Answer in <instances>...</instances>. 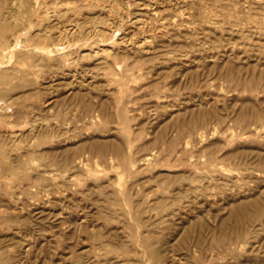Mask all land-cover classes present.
Returning <instances> with one entry per match:
<instances>
[{"label":"rangeland","instance_id":"374dc122","mask_svg":"<svg viewBox=\"0 0 264 264\" xmlns=\"http://www.w3.org/2000/svg\"><path fill=\"white\" fill-rule=\"evenodd\" d=\"M82 1L63 0V3L72 2V4L80 6ZM92 1L100 8L87 11L86 13L89 17L84 18L81 16L80 22L83 23L84 21L82 20H88L83 24L98 23V21L104 19L106 16L103 13L102 15L99 14L101 13L99 9L103 5L105 6L110 3L113 7L112 14L115 16H125V23L122 25L123 30L129 33L134 29V34L132 33L131 35L129 33L131 35L130 40L139 39L140 42H147L149 40L153 46L160 47L157 54L155 57H151V54H139V57L132 53L121 55L119 56L120 58L118 57V60L122 61L121 65L119 68H114L115 70L109 67V63H106L105 58L103 59L106 53L96 55L94 52H89L86 49L82 52L81 57L79 56L76 61L69 64L53 60L52 62L43 61L42 63V61H35L23 55L11 57L12 55H10L9 51L13 46L11 41L14 40V35L12 34H15L17 31L21 33L25 31L22 26L26 19L23 20L22 17V20L16 23L14 21L15 17L11 16L10 6H3L0 3V14L2 13L0 15V41H2L0 44L5 43L0 47V67H5L4 62L13 58L14 65H18V67L16 66V70L11 71L13 73L12 75L9 74V77L4 81L5 83L2 82L0 84V87L6 91L2 100L0 99V103H3L1 106L4 108V110L2 109L4 112H0V125L4 123L5 129L14 131L21 129L24 134H27V136L21 135L20 141L17 140L16 144H14L15 146L11 147L10 145L8 147L9 155L11 154L13 157V154L16 152L14 155L18 154L16 156H19L20 160L25 157L24 161H26L29 160V157L25 154L34 148V150L38 151L43 150L40 153L43 157L39 156L40 160L38 162H44L45 156L50 158L53 153L60 154L63 150L71 156L81 153L83 155L90 154L94 156L96 154L91 151V142L93 140H99L110 145V143H124L130 138L136 144L131 149L137 153L133 152L128 144L125 145V150L126 152L131 150V153H135L132 155L130 153L132 159L139 158L142 154L156 150L161 152L163 159L160 163L146 168L142 173L134 176V179L131 178L129 180L132 171L135 172L137 167H131V171L129 172L126 167L110 166L108 162L103 161L96 155L90 162V167L74 172L73 177H67L68 180L67 178H58L56 181H45L43 183L45 185L44 190L41 192H39V186L32 189V187H28L26 181L24 183H21L22 180L14 182L8 175L3 176L0 180V183L4 182H2V186L0 185V215L4 218L10 214L15 215V217L14 221L11 222L13 225L10 223V227L0 228V259L4 260V257L7 255L16 259L21 244L19 241L24 239V241H31V246L34 249H32L30 257L22 260V263L19 264H76L78 262L79 264H110V262L111 264H155V261L158 264H166V262L168 264H179L174 260V253L177 256L188 255L189 264H202V261H204L203 264H244L249 262L248 260L250 259L254 261L253 258L255 261L262 262L264 260V247H262L264 244L262 240L264 230L261 231L260 227L263 226L264 219L263 221H259L260 223H257L259 225H257V228L256 226H248L250 227V233L247 231L242 236L244 240L250 238V243L245 245L246 248L241 249L240 243L236 241L232 249H225L228 252L222 251L223 255L218 248L211 247L213 246V237L211 236L212 233L209 227L212 228L213 226V228L216 227L217 229L219 226L217 230H221V234H225L224 236L227 237L229 236L228 233L231 235L236 230V232L242 230L247 226L236 222L237 220L226 224L223 229L218 225V222L221 224L222 218L229 216L230 210L234 205L240 202H250L254 198L264 195V167H255L254 165V167H247L239 163V159L236 157L219 159V156L221 157L224 153L233 152L240 148L246 150L248 153L253 148H264V145H260L258 142L262 140L261 137L258 138L256 135L249 134L240 135L241 125L236 119L238 109L244 107L246 112H250L255 104L262 108V115L264 116V83L262 82L258 87L252 89L249 86L238 85L236 82L231 81L232 76L235 75L237 77L244 75L243 78L248 80L253 78L256 72L258 74L264 73V0H174L171 4L169 0ZM50 4L54 5V1L51 0ZM94 15L98 16L94 17ZM107 17H105V20ZM139 18L143 20L144 25L142 24L139 28H135L132 21ZM157 19H161V21L163 19V22L167 23V25H171L172 23L174 25L160 27V22ZM46 23L49 26H58L55 22L47 21ZM175 23H178L177 27ZM177 28L180 30H177ZM162 31H166L163 36L164 38L158 37L159 39L155 38L154 41V35ZM6 44L10 47L7 48ZM96 44L99 45V48H103L102 45L100 46L101 43ZM149 44L147 42V45ZM108 60L112 61V57ZM211 60L215 61L214 66H211L213 65V63L211 64ZM174 65L175 68H173ZM238 70L241 71V76ZM127 71L128 77L132 78L129 83L125 82ZM80 82H84V84L88 82V85L86 84V88L79 86ZM129 84L130 86H128ZM72 85L74 89H69ZM79 87H82V90ZM39 91H43L41 96L38 94ZM57 94L59 95L58 98ZM49 97L52 100L55 98L56 101L48 107L45 106L43 101ZM201 101L203 102L202 104ZM88 103L93 106L104 104L105 113L100 114L97 118H91L88 115V111L90 110ZM212 108H216L215 110L225 118H222V121L212 118L205 126L201 125L198 120L193 124L196 137L198 133L203 131L202 128L206 127L207 130H210L217 124L218 130L221 131L220 134L205 139V145L203 141L199 142L200 139L198 137L193 138L195 143L192 141V144L189 146L190 148H183V150L182 147H184V139L186 137H182L172 152L168 149L165 141L159 142L156 145L152 144V140L163 133V131L166 132V139L175 136L178 132L177 125L179 123L185 128V121L188 120L192 111L199 113L200 109L211 110ZM61 112H63L67 119V123L63 125L61 131L62 143L58 141H54V143L45 141V144L42 146L34 147V138H32L30 130L34 124L33 119L53 121V118ZM173 112L174 116H171ZM228 120L229 122H227ZM26 140L29 141L26 142ZM29 142H32L30 146H28ZM215 142H220L218 144H222L223 146L213 145L212 143ZM178 145L181 146L179 147ZM201 147L205 148L201 149ZM57 148L59 151L56 150ZM138 149L140 153H138ZM211 152L216 153L217 161H224L225 163L223 162L222 165L224 164L229 167L219 166L216 171L215 165L219 161L217 162L214 159L215 155H210ZM167 153L170 155L168 156ZM203 155L207 156L204 157ZM208 155L210 159H208ZM249 158H251V153ZM211 159H214V161ZM208 162L215 164L211 165ZM87 170H90L93 176H88ZM219 170H222L224 174H221ZM6 180L9 181L6 183ZM60 180L61 183L63 182L71 186L72 189L68 190L70 192H64L63 190L65 194L63 192L48 194L47 190H53ZM71 181L76 184L71 185ZM133 181H138L139 183L137 186L133 185L131 195L127 199L114 194V191L119 187L126 189L127 184H132ZM16 184L19 188L15 186ZM186 186L191 188L189 192L180 190V188ZM259 186H262L260 192H258ZM164 188L179 191L173 199L165 201L166 207L163 210L161 208L162 203L159 202L158 197L163 194L166 195L165 192L162 193ZM198 188H203L204 191H200ZM113 196L115 197L113 198ZM177 197L178 200L180 198L179 202ZM37 202L38 204L47 202V205L45 203L46 210L42 216L38 214ZM103 203L107 206V211L114 217L111 224H108L106 219L103 218L104 212L97 209ZM77 204L80 206H77ZM138 205L141 208L147 206L158 208L153 209L152 212L150 211L151 213L143 214L145 219L151 217L145 223V219H141L135 209V206ZM108 207L111 210H108ZM77 208L79 210L83 209L85 214L87 213V222L85 221L84 225L80 226L79 229H76V224L79 223L76 216ZM171 209L174 211H171ZM162 215L165 218L163 222L160 219ZM156 219L159 221H156ZM65 220L69 221L66 222ZM200 220L204 224V221L207 223L202 225ZM135 223H141L142 229L137 231ZM92 224L94 228H92ZM145 224L156 226L153 228L145 226ZM240 225L243 227H239ZM189 228L194 229L193 235L191 234L190 236L191 238L198 236L199 233L206 234L204 235L205 247L201 253H197L196 255L192 248L193 241L184 238L187 235L186 232L190 230ZM258 228H260L259 232H256ZM208 229L210 233H208ZM252 233L254 234L252 235ZM40 234H45L47 236L46 240H43L44 238ZM116 234L117 237L114 236ZM148 235L152 238L151 244L153 245L146 246L144 238ZM115 237L118 240L115 241ZM121 241H123V244ZM168 241H171L170 243L175 247L176 244L182 242V246L184 247H180V244L178 250L176 248V250L170 252L171 244ZM115 244H117V247L114 246ZM165 244L169 247H166ZM252 244L255 245L252 247L250 246ZM154 245H157L156 247H159V249L161 248L160 254L155 255L156 257L151 253ZM146 247L151 250L147 251ZM186 249L190 250L187 251ZM125 250L130 251L126 252ZM205 252L207 255H204ZM225 252L228 255H225ZM234 252L237 253V257ZM95 253L96 255H94ZM255 255H257L258 259ZM152 256L154 257L152 258ZM208 257L209 260L207 259ZM234 257L236 258L234 259ZM247 257L250 259H247ZM0 264L8 263L1 262Z\"/></svg>","mask_w":264,"mask_h":264},{"label":"bare ground","instance_id":"6f19581e","mask_svg":"<svg viewBox=\"0 0 264 264\" xmlns=\"http://www.w3.org/2000/svg\"><path fill=\"white\" fill-rule=\"evenodd\" d=\"M54 1V5H51L50 2L51 0H0L1 5H9L10 9H11V16H14L15 19L14 21L16 23H19L20 20H22L21 18L23 17V20H25L23 22V26L25 30L24 32H16L14 35V40L11 41L13 44L12 48H10V55H12L11 57H14L17 55H23V56H27L32 58L35 61H49L52 62L53 61H58V62H65V63H70L73 61H76L77 58L82 55V52L86 49L89 50V52H94L96 55L98 54H104L103 59L105 58V60L107 61L106 63H109V67L112 69H116L119 68L121 65L120 60H118L121 55H128L129 53H132L133 55H138L139 54H147L150 55L151 57H155V55L158 52V46H153L152 43L148 40L147 42H149L150 44L147 45V42H143L139 39L137 40H130L131 39V35L132 33L134 34V29L132 31H130L129 33H131V35H129L128 32H125L122 28V25H124L125 23V16H115L114 14H112L113 12V7L111 6V4H107V5H103L101 9H99L102 15L106 14L105 17L109 16L104 19L98 21V23H85L86 20H82L84 21L83 23L80 22V18L81 16L84 18H88L89 16L87 15V11H91L94 9H98L100 8L97 4H95L94 1L92 0H83L82 3L79 5L76 4H72L71 3H63V0H52ZM97 1V0H96ZM110 1V0H109ZM126 1V0H125ZM129 0H127L128 2ZM141 1V0H140ZM166 1V0H164ZM170 4L171 2H173L174 0H169ZM168 1V2H169ZM74 2V1H73ZM137 2V1H136ZM79 3V2H78ZM98 3V2H97ZM107 3V2H106ZM143 3V2H142ZM183 3V2H182ZM1 8V7H0ZM2 10V9H1ZM4 10V9H3ZM22 11V12H21ZM96 12V11H95ZM89 13V12H88ZM93 13V12H92ZM2 14V13H1ZM0 14V15H1ZM95 14V13H94ZM6 15V14H5ZM92 15V14H91ZM155 15V14H154ZM79 16V17H78ZM98 16V15H97ZM94 15V17H97ZM208 16V15H207ZM78 17V18H77ZM103 17V16H102ZM91 18V17H90ZM101 18V17H100ZM183 18V17H182ZM204 18V17H203ZM83 19V18H82ZM208 19V18H207ZM160 22V27H169L171 25H174L173 23L171 25H167V23L163 22L164 20L162 19H157ZM203 20V19H202ZM234 20V19H233ZM47 21H51V22H55L58 26L54 27V26H49L46 25ZM88 21V20H87ZM86 21V22H87ZM93 21V20H92ZM207 21V20H206ZM14 22V23H15ZM203 22V21H202ZM233 22V21H232ZM132 23H134L135 28H139L144 22L143 20L136 19L135 21L133 20ZM235 23V22H234ZM238 23V22H237ZM176 24V23H175ZM178 24V23H177ZM177 24L175 25L177 27ZM144 25V24H143ZM213 25V24H212ZM236 25V24H234ZM54 27V28H53ZM214 27H216L214 25ZM143 28V27H142ZM219 28V27H218ZM21 29V28H19ZM264 29V28H263ZM22 30V29H21ZM131 30V29H130ZM177 30H180L177 28ZM176 30V31H177ZM220 30V29H219ZM20 31V30H19ZM138 32V30H136ZM170 31V30H169ZM215 31V30H213ZM241 32V30H239ZM166 31H162L161 33H158L156 35H154V41L155 38H160L163 37ZM175 32V31H174ZM179 32V31H178ZM230 32V31H229ZM228 32V33H229ZM244 32V31H243ZM226 33V32H224ZM223 34V33H222ZM227 34V33H226ZM235 34V33H234ZM240 34V33H239ZM178 35V34H177ZM176 35V36H177ZM231 35V33H230ZM238 35V33H237ZM244 35V34H242ZM264 35V34H263ZM228 36V35H227ZM153 37V36H152ZM179 37V36H178ZM182 37V35H181ZM158 38V39H159ZM164 38V37H163ZM2 40V39H1ZM143 40V39H142ZM152 40V38H151ZM170 40V38H169ZM167 41V40H166ZM2 42V41H0ZM96 43H101L100 46L102 45V47L99 48V45ZM166 43V42H165ZM5 44V43H4ZM4 44H0V47ZM229 44V43H228ZM7 45V44H6ZM10 45V43H9ZM7 45V48H9L10 46ZM156 45V44H155ZM107 46V47H106ZM165 46V45H163ZM170 46V45H169ZM227 46V45H225ZM6 49V48H5ZM4 49V50H5ZM234 51V50H233ZM88 52V51H87ZM230 52V51H229ZM93 53V54H94ZM235 53V52H234ZM231 54V53H230ZM228 55V54H227ZM85 56V55H83ZM144 56V55H143ZM186 56V55H185ZM229 56V55H228ZM231 56V55H230ZM110 57H112V61L108 60ZM119 57V58H118ZM227 57V56H226ZM137 58V57H136ZM225 58V57H224ZM101 58V60H103ZM140 59V58H139ZM226 59V58H225ZM228 59V58H227ZM24 60V59H23ZM167 60V59H166ZM145 61V59H144ZM152 61V60H151ZM211 64L213 63L214 66V62L213 60H211ZM255 61V60H254ZM225 62V61H224ZM24 63V62H23ZM22 63V64H23ZM193 63V62H191ZM228 63V62H227ZM5 67L1 68L0 67V84H2V82H4L8 77L9 74L12 75L13 72L16 70V68L18 67V65H14V58L7 60L6 62H4ZM62 64V63H61ZM244 64V63H243ZM20 65V64H19ZM177 65V64H176ZM185 65V64H184ZM183 65V67H185ZM187 65V64H186ZM17 66V67H16ZM250 66V65H248ZM262 66V65H261ZM51 67V66H50ZM107 67V66H106ZM188 67V65H187ZM175 68V65L174 67ZM186 68V67H185ZM240 68V67H239ZM79 69V68H78ZM114 69V70H115ZM254 69V68H253ZM32 70V68H31ZM73 70V69H72ZM186 70V69H184ZM230 70V69H229ZM228 70V71H229ZM263 70V69H262ZM44 71V70H43ZM58 71V70H57ZM76 71V70H75ZM88 71V70H87ZM239 71V70H238ZM237 71V73H238ZM77 72V71H76ZM80 72V70H79ZM92 72V71H91ZM50 73V72H49ZM69 73V72H68ZM73 73L75 74V72L73 71ZM187 73V72H186ZM240 76L242 75L241 71H239ZM31 74V73H30ZM89 74V73H88ZM44 76V75H43ZM41 76V77H43ZM73 76V75H72ZM85 76V75H84ZM87 76V75H86ZM244 76V75H243ZM242 77H237L232 76L231 81L232 82H236L238 85L239 84H243L246 86L251 87L252 89H255L256 87L259 86L260 83H264V73H260L258 74L256 72V75L253 76V78L251 79H244ZM52 77V76H50ZM81 77V76H80ZM88 77V76H87ZM44 78V77H43ZM82 78V77H81ZM91 78V76H90ZM27 79V78H26ZM86 79V78H85ZM88 79V78H87ZM131 77H128V71L127 74L125 75V82L129 83V81H131ZM50 80V79H48ZM94 80V79H93ZM203 80V79H202ZM133 81V80H132ZM204 81V80H203ZM202 81V82H203ZM28 82V81H27ZM58 82V81H57ZM78 82V81H77ZM5 83V82H4ZM7 83V82H6ZM49 83V82H48ZM55 83V82H54ZM88 82H86L84 84V82H80L79 86L85 87L88 85ZM12 84V83H11ZM50 84V83H49ZM73 84V83H71ZM76 84V82H75ZM87 84V85H86ZM124 84V83H123ZM201 84V83H200ZM199 84V85H200ZM37 85V84H36ZM45 85V84H44ZM43 85V86H44ZM242 85V86H243ZM10 86V84H9ZM78 86V85H77ZM130 86V84L128 85ZM196 86V85H194ZM74 86L72 85L71 88L69 89H74ZM81 87V88H82ZM202 87V86H201ZM255 87V88H254ZM58 88V86H57ZM60 88V87H59ZM80 88V87H79ZM78 88V90H79ZM80 88V89H81ZM40 89V88H39ZM7 90V89H6ZM17 90V88H16ZM52 90V89H51ZM82 90V89H81ZM86 90V89H85ZM9 91V90H8ZM55 91V90H54ZM89 91V90H88ZM6 93L5 89L0 87V99L2 100V97L4 96V94ZM11 93V92H10ZM46 93V92H45ZM40 96L41 94H43V91H39L38 93ZM66 94V93H65ZM49 95V93H48ZM58 94H57V98H58ZM56 97V96H55ZM60 98V97H59ZM38 99V98H37ZM55 98L54 100H52V98H48L45 99L43 101V103L45 104V106H51L54 102H55ZM58 102V99H57ZM203 102L201 101V104ZM3 103H0V112H2L4 110V108L1 106ZM8 105V103H7ZM90 110L89 112V116L91 118H97L100 114L105 113V106L104 104L98 105V106H93L91 104H89ZM54 106V105H53ZM3 109V110H2ZM216 109V108H215ZM215 109H211V110H199V113H195V112H191L190 117L188 118V120H186L185 122V128L183 126H181V124L179 123L177 126V134L169 139H166V132L163 131V133H161L160 135H158L154 140H152V144H159V142L165 141L168 145V149L172 152L173 149H175L177 143H179V141L181 140L182 137H186L185 142H184V147H182L185 149H188V147L192 144L193 138L196 137L195 136V130H194V126L193 124L195 123L196 120H198L201 125H206L210 119L215 118L217 121H222L223 115L221 113H219L217 110ZM46 110V109H45ZM125 110V109H124ZM8 111V110H7ZM134 111V110H133ZM4 112V111H3ZM6 112V111H5ZM7 113V112H6ZM263 114V110L262 108H260L257 104H255L253 106V109L250 112H246V110L244 109V107H242L241 109H238L236 115V119L237 122L241 125V134L240 135H245V134H249V135H256V137L258 138H262V140H259L258 142L264 145V116ZM8 115V114H7ZM10 115V114H9ZM14 115V114H13ZM12 115V116H13ZM171 116H174V112L171 113ZM179 117V116H178ZM201 117V118H200ZM18 118V117H17ZM200 118V119H198ZM225 118V117H224ZM223 118V119H224ZM5 119V118H4ZM39 119V117H38ZM41 119V118H40ZM53 121H43L42 120H34L33 122L34 124L31 126L30 130H31V134H32V138L33 139V146H42L43 144H45V141H48L50 143H54V141H58L61 142V131H62V127L64 124L67 123V119L65 118V115L63 114V112H61L60 114H58L56 117L53 118ZM1 121V120H0ZM3 121V120H2ZM225 121V120H224ZM223 121V122H224ZM231 121V120H230ZM4 122V121H3ZM12 122V121H11ZM229 122V120L227 121ZM222 123V122H221ZM238 124V125H239ZM236 125V124H235ZM237 126V125H236ZM9 127V126H8ZM202 127V126H201ZM240 128V127H239ZM157 129V128H156ZM203 131L201 133H198L197 137L200 139V143L204 140L209 138H212L218 134H220V130H218L217 124L215 126H213V128H211L210 130H207L206 127L202 128ZM237 129V128H236ZM19 129V131H14V130H8L4 128V123H1L0 125V180L3 176L8 175V177L14 181V182H18L21 181V183H24L25 181L28 183V187H32V189H34L36 186H39V192H41L42 190H44L45 185H43V183L45 181L50 182V180L56 181L58 178H67V177H73L74 172L78 171V170H85L86 167H90V162L93 160V158L98 155L103 161L108 162L110 164V166L112 167H126L128 169V171H131V167H137V169H135V172L132 171V175L130 176L129 180L134 179V176H137L139 173H142L143 170H145L148 167H151L153 165H156L158 163H160L163 159V157L161 156V152L159 150L156 151H151L149 153L146 154H142V156H139V158H131L130 157V151L132 150L131 148L136 145L133 141V139L128 138L126 142H120L118 144L115 143H110V145L105 144L104 142H101L99 140H93L91 142V151L94 152L96 155L91 156L89 155H83V153L79 154V155H73L71 156L70 154L66 153V151H62V153L60 154H52V156L46 157L45 156V161L44 162H38V160H40V157H43L40 153L43 152V150H30L28 151L27 155L29 157V160L24 161V158L21 159L23 161H21L19 159V156H16L13 154V157L11 156V154L9 155V146L11 145V147L16 144L15 142H17V140L20 139L21 135H23V130ZM66 133V132H65ZM197 134V133H196ZM237 134V133H236ZM65 135V134H64ZM24 136H27V134H24ZM196 137V138H197ZM24 137L22 136V139ZM195 139V138H194ZM24 140V139H23ZM32 140V139H31ZM20 141V140H19ZM29 140H26V142ZM194 142V141H193ZM21 143V142H20ZM32 143V142H31ZM29 142V145L31 144ZM62 143V142H61ZM195 143V142H194ZM220 142H215L212 143L213 145H220L218 144ZM129 146V148L131 149L129 152H126L125 150V145ZM145 144V143H144ZM54 145V144H53ZM199 145V144H198ZM205 145V143H204ZM15 146V145H14ZM146 146V145H145ZM144 146V147H145ZM179 146V145H178ZM177 146V147H178ZM181 146V145H180ZM179 146V147H180ZM217 146V147H218ZM220 146H223L222 144ZM219 146V147H220ZM26 147V146H25ZM55 147V146H54ZM218 147V148H219ZM263 147V146H262ZM29 148V147H28ZM59 148V147H58ZM58 148L56 150H58ZM190 148V147H189ZM205 148V147H201ZM207 148V147H206ZM45 149V148H44ZM200 149V148H199ZM199 149H197L199 151ZM200 149V151H201ZM220 149V148H219ZM257 149V148H256ZM256 149H252L251 153V158H249L250 153H248L246 150H242L241 148L239 150L233 151V152H226L223 155H221V157L219 156V159L223 160V159H229L230 157H236L239 159V163L247 166V167H264V148L260 149L258 148ZM20 150V149H19ZM27 150V149H26ZM48 150V149H47ZM51 150V149H50ZM135 150V149H134ZM139 150V149H138ZM143 150V149H142ZM141 150V151H142ZM179 150V149H177ZM191 150V149H190ZM195 150V149H192ZM216 150V149H215ZM218 150V149H217ZM45 151V150H44ZM49 151V150H48ZM52 151V150H51ZM59 151V150H58ZM68 151V149H67ZM133 151V150H132ZM168 151V150H167ZM186 151V150H185ZM199 151V152H200ZM135 152V151H133ZM193 152V151H192ZM202 152V151H201ZM13 153V152H12ZM18 153H20L18 151ZM25 153V152H24ZM74 153V152H73ZM137 153V152H135ZM135 153H131L135 154ZM138 153H140V150L138 151ZM196 153V152H195ZM29 154V155H28ZM168 154V153H167ZM178 154V153H177ZM191 154V152H190ZM170 154H168L169 156ZM200 155V154H199ZM210 155H215V160H216V153L214 154V152H211ZM137 156V155H135ZM177 156V155H176ZM191 156V155H190ZM201 156V155H200ZM204 157L207 155H203ZM209 156V155H208ZM13 159H12V158ZM162 157V158H161ZM199 157V156H198ZM21 158V157H20ZM27 158V157H26ZM212 158V157H211ZM28 159V158H27ZM196 159V158H195ZM199 159V158H198ZM210 159V156L209 158ZM214 159L212 161H214ZM186 160V159H185ZM210 160V161H211ZM196 161V160H195ZM203 161V159H202ZM209 161V160H208ZM217 161V160H216ZM215 161V162H216ZM219 161V160H218ZM217 161V162H218ZM200 162V161H199ZM224 161H219L218 164L216 163L215 167H216V171L218 170L217 167H229V166H225L224 164L222 165ZM201 163V162H200ZM225 163V162H224ZM208 164H211L208 162ZM215 164V163H214ZM213 163L211 165H214ZM254 165V166H253ZM205 167V166H204ZM134 170V169H133ZM219 172H221V174H224V172L222 170H219ZM93 173L90 170H87V175L88 176H93ZM229 176V175H228ZM7 177V176H6ZM7 177V178H8ZM168 177V176H166ZM89 178V177H88ZM169 178V177H168ZM170 179V178H169ZM5 180V179H3ZM68 180V178H67ZM72 180V179H71ZM9 181V180H8ZM7 180L5 181L6 183L8 182ZM70 181V180H69ZM3 182V181H2ZM0 183L3 184V183ZM52 183V182H51ZM71 185H74L76 183H74L73 181L70 182ZM138 181H133L132 184H127L126 189H122V187L118 188L116 191H114L115 195L118 196H122L124 199H127L130 195H131V189H133V185H138ZM48 184V183H47ZM23 185V184H22ZM121 186H124L122 184H119ZM2 186V185H1ZM0 186V187H1ZM16 187L19 188V186H17V184L15 185ZM8 187V186H7ZM15 187V188H16ZM34 187V188H33ZM63 187H65L63 189ZM77 187V186H76ZM12 188V186H11ZM54 188V187H52ZM262 186L258 187V192H260ZM7 189V188H6ZM69 189H72L71 186H69V184H64L63 182L61 183V180L56 184V187L52 190L49 189L47 190L48 194L49 193H62L63 190L64 192L68 191ZM78 189V188H77ZM183 191H190L191 188L190 187H183L180 188V190ZM10 190V188H9ZM15 190V189H14ZM198 190L200 191H204L203 188H198ZM37 191V189H36ZM179 191V190H178ZM178 191H176V189H170V188H164V191L162 190V193H166V195H161L158 197L159 202L162 203L161 204V208L164 210V207H166L165 205V201L166 200H171L174 198V196L178 193ZM12 192V191H11ZM63 192V193H64ZM70 191H68L69 193ZM75 193V192H74ZM78 193V191H77ZM257 193V192H256ZM33 194V193H32ZM65 194V193H64ZM84 194V193H83ZM246 194V193H245ZM12 195V194H11ZM70 195V194H69ZM203 195V194H202ZM201 195V196H202ZM40 196V193H39ZM71 196V195H70ZM110 196V195H109ZM108 196V197H109ZM200 196V197H201ZM207 196V195H206ZM29 197V196H28ZM42 197V195H41ZM115 196H113L114 198ZM199 197V198H200ZM18 198V197H17ZM39 199V197H37ZM66 198V197H65ZM111 198V197H110ZM119 198V197H118ZM117 198V199H118ZM15 200V199H14ZM40 200V199H39ZM52 200V199H51ZM178 200V197H177ZM180 200V198H179ZM178 200V202H179ZM197 200V199H196ZM77 201V200H76ZM7 202V201H6ZM14 202V201H13ZM35 202V201H34ZM78 202V201H77ZM175 202V201H174ZM234 202V201H233ZM240 202V201H239ZM45 203L47 205V202L44 203H39L37 209L38 214L40 216H42L46 210V206ZM115 203V202H114ZM125 203V201H124ZM139 203V202H138ZM169 203V202H168ZM190 203V202H189ZM200 203V202H199ZM9 204V203H8ZM22 204V203H21ZM56 204V203H55ZM105 203H103L102 205H99V207L97 209H99L101 212H104V217L106 219V221L108 222V224H111L114 220V217L111 215V213H109V211H107L106 209V205H104ZM131 204V203H130ZM171 204V203H170ZM179 204V203H177ZM192 204V203H191ZM71 205V204H70ZM79 204H77L78 206ZM125 205V204H124ZM172 205V204H171ZM174 205V204H173ZM176 205V204H175ZM181 205V204H180ZM29 206V205H28ZM74 206V205H73ZM80 206V205H79ZM84 206V205H83ZM127 206V205H126ZM21 207V206H20ZM24 207V206H23ZM33 207V206H32ZM72 207V206H71ZM69 207V208H71ZM15 208V207H14ZM68 208V207H67ZM75 208V207H74ZM109 208V207H108ZM158 208V207H157ZM157 208H151V207H144L141 208L139 205L135 206L136 211L138 212V215L141 219H145V217L143 216V214L148 213V212H152L153 209H157ZM180 208V207H179ZM183 208V207H182ZM32 209V208H31ZM81 209V208H80ZM173 209V208H172ZM171 211H174L172 210ZM9 210V209H8ZM13 210V209H12ZM24 210V208H23ZM29 210V209H28ZM108 210H111L110 208ZM161 210V209H160ZM182 210V209H181ZM129 211V209H128ZM167 211V210H166ZM170 211V210H169ZM176 211V210H175ZM183 211V210H182ZM190 211V210H189ZM1 212V210H0ZM16 212V211H15ZM47 212V211H46ZM111 212V211H110ZM150 212V213H151ZM34 213V212H33ZM92 213V212H91ZM174 213V212H173ZM199 213V212H198ZM3 214V213H2ZM15 214V213H14ZM76 216H77V220H79V223L76 224V229H79L80 226L84 225V222L86 221L87 218V213L85 214V211L79 210L78 208L76 209ZM90 214V213H89ZM93 214V213H92ZM114 214V213H113ZM117 215V214H116ZM165 215V214H164ZM164 215L160 216L161 221L163 222L165 220ZM176 215V214H175ZM178 215V213H177ZM73 216V215H72ZM154 216V215H153ZM170 216V215H169ZM14 217L15 215H8L7 217L5 216L2 217L0 215V228H6V227H10V223L12 221H14ZM119 217V215H118ZM195 217V216H194ZM18 218V217H17ZM44 218V217H43ZM42 218V219H43ZM151 217H148L147 219L144 220L145 223H147L149 221ZM170 219V217H168ZM198 218V217H197ZM201 218H203V216H201ZM41 219V218H40ZM46 219V218H45ZM70 219V218H69ZM118 219V218H117ZM116 219V220H117ZM159 219V218H158ZM173 219V218H171ZM191 219V218H190ZM194 219V218H193ZM192 219V220H193ZM196 219V218H195ZM264 219V195H260L256 198H254L253 201L250 202H244V203H239L234 205L229 213V216H227L226 218H222V223L218 225L221 226V229H223V227L232 222L233 220H237L236 222H239L240 224L242 223L243 225L247 226L245 228H243L242 230L236 232L234 231L233 234H229L228 233V237L224 236L223 234H221V230H217L213 228L209 229L211 230L212 233V245L211 247H216L218 248L221 252L222 251H227L225 249H232L233 245L235 244L236 241H238L240 243L241 249L246 248L245 245L250 243V238L247 239H243V235L248 231L250 233V227L252 226H256L257 228V223L259 221H263ZM34 220V219H33ZM38 220V219H37ZM74 220V218H73ZM115 220V221H116ZM123 220V219H122ZM199 220V219H198ZM16 221V220H15ZM66 222L69 220H65ZM93 221V220H92ZM114 221V222H115ZM124 221V220H123ZM122 221V222H123ZM156 221H159L156 219ZM202 222V220H200ZM220 221V220H219ZM78 222V221H77ZM87 222V221H86ZM205 224L207 223L206 221H204ZM234 222V223H236ZM264 222V221H263ZM15 223V222H14ZM70 223V222H69ZM89 223V222H88ZM87 223V225H89ZM156 223V222H155ZM166 223V222H164ZM193 223V222H192ZM260 223V222H259ZM12 224V223H11ZM38 224V223H37ZM40 224V223H39ZM59 224V223H58ZM57 224V225H58ZM75 224V222H74ZM86 224V223H85ZM127 224V223H126ZM202 222V225H205ZM237 224V223H236ZM253 224V225H252ZM13 225V224H12ZM130 225V224H129ZM192 225V224H191ZM208 225V224H207ZM239 225V224H237ZM41 226V225H40ZM92 228H94V225L92 224ZM123 226V225H122ZM128 226V225H127ZM145 226L148 227H155L156 225H151V224H145ZM184 226V225H183ZM195 226V224H194ZM211 226V225H210ZM250 226V227H248ZM259 226V225H258ZM264 226V224H263ZM262 226V227H263ZM48 227V226H47ZM58 227V226H57ZM56 227V228H57ZM131 227V225H130ZM128 227V228H130ZM135 227L138 230L142 229V224L141 223H135ZM147 227V228H148ZM239 227H243V226H239ZM258 228L256 230V232H259V229L262 231L264 230V228ZM126 228V227H125ZM134 228V225H133ZM184 228V227H183ZM195 229V227H193ZM255 228V227H254ZM255 228V229H256ZM84 229V228H83ZM190 229V228H189ZM188 229V230H189ZM193 229V230H194ZM207 229V227H206ZM208 229V230H209ZM236 229V228H234ZM123 230V229H122ZM145 230V229H144ZM193 230L190 229L186 235V237L184 236V238L187 240L191 239L193 241V252L195 253V255L197 253H201V251H203L202 249H204L205 245H204V235H206L205 233H197L198 236H193L192 238L190 237L191 234L193 235ZM201 230V229H200ZM204 230V229H203ZM207 230V232H208ZM210 230L208 233H210ZM19 231V230H18ZM91 231V230H90ZM97 231V230H96ZM133 231V230H132ZM148 231V230H147ZM232 231V230H231ZM10 232V231H9ZM53 232V231H52ZM115 232V231H114ZM112 232V233H114ZM124 232V231H123ZM145 232V231H144ZM48 233V232H46ZM111 233V235H112ZM117 233V232H116ZM126 233V232H125ZM154 233V232H153ZM157 233V232H156ZM224 233V232H223ZM232 233V232H231ZM94 234V233H93ZM155 234V233H154ZM214 234V235H213ZM254 233H252L253 235ZM256 234V233H255ZM258 234V233H257ZM51 235V234H49ZM55 235V233H54ZM140 235V234H138ZM209 235V234H208ZM250 235V234H249ZM248 235V236H249ZM4 236V235H2ZM6 236V235H5ZM9 236V235H8ZM13 236V235H12ZM20 236V235H18ZM39 236V235H38ZM40 236H42L43 240H46V235L43 234ZM113 236V235H112ZM117 237V234L114 235ZM130 236V235H129ZM264 236V235H263ZM49 237V236H48ZM115 237V238H116ZM140 237V236H139ZM254 237V236H253ZM252 237V238H253ZM261 237V236H260ZM2 238V237H1ZM52 238V236H51ZM113 238V237H112ZM121 238V237H119ZM141 238V237H140ZM245 238V237H244ZM256 238V237H255ZM259 238V237H258ZM19 239V238H18ZM27 239V238H26ZM49 239V238H48ZM103 239V238H102ZM151 237L148 235L144 238V242L146 244V246H149L151 244ZM162 239V238H161ZM172 239V238H170ZM177 239V238H176ZM101 240V239H100ZM118 240L117 238L115 239V241ZM155 240V239H153ZM157 240V239H156ZM159 240V239H158ZM185 240V241H186ZM206 240V239H205ZM262 240L264 241V237H262ZM50 241V239H49ZM182 241V240H181ZM261 241V240H260ZM262 241V242H263ZM20 244V249L16 255V259L15 258H11L9 257L10 255H7L6 257H4V260H1V262H7L8 264H19L22 263V260H25L26 258L30 257L29 255L32 252V246H31V241H24V239ZM43 242V241H42ZM46 242V241H45ZM105 242V241H104ZM123 244V241H121ZM156 242V241H155ZM159 242V241H157ZM167 242V241H166ZM171 241H168L169 244ZM173 242V241H172ZM41 243V242H40ZM44 243V242H43ZM53 243V242H52ZM98 243V241H97ZM99 243H101L99 241ZM108 243V242H107ZM110 243V242H109ZM187 243V242H186ZM210 243V242H209ZM264 243V242H263ZM11 244V243H10ZM17 244V243H14ZM13 244V245H14ZM42 244V243H41ZM96 244V243H95ZM161 244V243H160ZM181 244L180 247H184L182 246L183 243L180 242L178 244H176V247L174 245L171 244V248H170V252H173V250H178L179 245ZM191 244V243H190ZM189 244V247H190ZM261 244V242H260ZM9 245V244H8ZM35 245V244H33ZM44 245V244H43ZM104 245V244H103ZM140 245V244H139ZM153 245V244H151ZM211 245V243H210ZM208 245V246H210ZM252 244L250 246L253 247ZM46 246V245H45ZM76 246V245H75ZM97 246V245H96ZM100 246V245H98ZM115 247H117V244L114 245ZM125 246V245H123ZM141 246V245H140ZM155 246V245H154ZM152 248V250L150 248H147L146 250L148 251L149 249L152 251L151 253L155 255H159L160 254V249L159 247L157 248L155 246V248ZM160 246V245H159ZM166 247H169L165 244ZM230 246V247H228ZM237 246V245H236ZM239 246V245H238ZM245 246V247H244ZM10 247V245H9ZM39 247H41V245H39ZM101 247V246H100ZM122 247V246H121ZM126 247V246H125ZM144 247V246H143ZM152 247V246H151ZM164 247V246H163ZM207 247V245H206ZM264 247V244L263 246ZM11 248H13L11 246ZM92 248V246H91ZM103 248V247H102ZM132 248V247H131ZM130 248V249H131ZM142 248V246H141ZM239 248V247H238ZM6 249V248H5ZM126 249V248H125ZM134 249V248H133ZM136 249V248H135ZM181 249V248H179ZM209 249V247H208ZM235 249V248H234ZM233 249V250H234ZM260 249V248H259ZM3 250V249H2ZM110 250V249H109ZM132 250V249H131ZM187 250V249H186ZM190 250V249H189ZM187 250V251H189ZM232 250V251H233ZM249 250V249H248ZM108 251V249H107ZM126 251V250H125ZM130 251V250H128ZM126 251V252H128ZM133 251V250H132ZM138 251V250H137ZM182 251V250H181ZM207 251V250H206ZM247 251V250H246ZM252 252V250H250ZM249 251V252H250ZM258 251V250H257ZM15 252V251H13ZM100 252V251H97ZM111 252V251H110ZM109 252V253H110ZM143 252L145 253V251L143 250ZM191 252V251H190ZM228 252V251H227ZM230 252V251H229ZM242 252V251H240ZM239 252V253H240ZM84 253V252H83ZM102 253V252H101ZM165 253V252H164ZM204 253V252H203ZM202 253V255H203ZM233 253V252H232ZM235 253V252H234ZM259 253V252H258ZM3 254V252H2ZM10 254V253H9ZM16 254V252H15ZM141 254V253H139ZM185 254V253H184ZM223 255V252L221 253ZM225 255L226 252L224 253ZM236 257H237V253H235ZM257 254V253H256ZM6 255V254H5ZM4 255V256H5ZM96 255V253L94 254ZM105 255V253H104ZM114 255V253H113ZM145 255V254H144ZM148 255V254H147ZM163 255V253H162ZM204 255H207L206 252ZM203 255V256H204ZM212 255V254H210ZM209 255V256H210ZM244 255V254H243ZM250 255V254H249ZM248 255V256H249ZM32 256V255H31ZM99 256V255H98ZM117 256V255H116ZM127 256V255H126ZM150 256V255H149ZM152 256V258L154 257ZM171 256V254H170ZM203 256L201 257V260L203 258ZM253 256V255H252ZM257 257V255H255ZM91 257V255H90ZM128 257V256H127ZM130 257V256H129ZM156 257V256H155ZM158 257V256H157ZM162 257V256H161ZM219 257H221L219 255ZM224 257V256H223ZM234 257V259L236 258ZM250 257V256H249ZM89 258V257H87ZM95 258V257H94ZM147 258V257H146ZM159 258V257H158ZM158 258H154V259H158ZM15 259V260H14ZM116 259V258H115ZM119 259V258H118ZM135 259V258H134ZM145 259V258H143ZM164 259V257H163ZM162 259V260H163ZM200 259V258H199ZM209 260V257L207 258ZM238 259V258H237ZM247 259H250L247 257ZM258 259V257H257ZM256 259V260H257ZM76 260V259H74ZM148 260V259H146ZM161 260V261H162ZM174 260H176L179 264H189L190 261H188V255H183V256H177L174 253ZM251 260V261H250ZM248 260L249 262H246L244 264H264V260L262 262H259L258 260L255 261V259L253 258L254 261H252V259ZM83 261V260H82ZM123 261V260H122ZM198 262V260H196ZM200 261V260H199ZM77 262V261H76ZM113 262V261H112ZM118 262V261H117ZM157 263V261H155ZM163 262V261H162ZM165 262V261H164ZM172 262V261H171ZM204 263V261H202ZM120 263V262H119ZM155 263V264H156ZM170 263V261H169ZM202 263V264H203ZM206 263V262H205ZM242 263V262H241ZM76 264H79L76 263ZM84 264V263H83ZM96 264V263H95ZM103 264V263H102ZM111 264V262H110ZM115 264V263H114ZM118 264V263H117ZM149 264V263H148ZM154 264V263H153ZM158 264V263H157ZM163 264V263H162ZM166 264H168L166 262ZM173 264V263H172ZM176 264V263H175ZM194 264V263H192ZM196 264V263H195Z\"/></svg>","mask_w":264,"mask_h":264}]
</instances>
